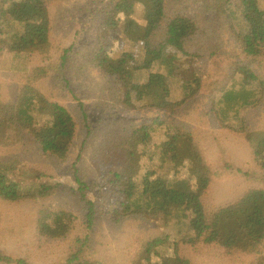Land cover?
<instances>
[{"label":"trees","instance_id":"16d2710c","mask_svg":"<svg viewBox=\"0 0 264 264\" xmlns=\"http://www.w3.org/2000/svg\"><path fill=\"white\" fill-rule=\"evenodd\" d=\"M95 2L96 9L91 4L82 9L95 24L96 36L80 56L81 64L109 80L112 101L123 112L155 114L118 126L83 114L85 144L97 143L91 181L82 170L64 167L70 177L64 185L47 169L15 157L0 159V201L38 203L65 193L80 207L81 232L55 264H101L90 238L95 225L118 226L136 218L151 223L156 234L136 237L128 264H204L203 259L264 264V127H253L240 113L249 106L264 115L261 0ZM50 25L46 0H0V65L23 78L9 101L2 99L0 87V149L28 135L57 167L66 162L79 125L38 84L51 80L73 100L78 93L76 55L52 44ZM177 59L193 64L180 96ZM207 59L213 70L204 74ZM254 82L257 89L251 88ZM202 92L217 93L220 99L210 98L203 106L201 127L230 129L246 144L253 167L241 172L251 188L217 206L208 193L224 170L208 160L199 136L178 119ZM166 164L173 173L165 170ZM73 220L71 213L48 205L37 213L36 230L50 241L67 240ZM0 264L29 263L0 252Z\"/></svg>","mask_w":264,"mask_h":264},{"label":"rangeland","instance_id":"374dc122","mask_svg":"<svg viewBox=\"0 0 264 264\" xmlns=\"http://www.w3.org/2000/svg\"><path fill=\"white\" fill-rule=\"evenodd\" d=\"M46 1L51 18L50 38L52 44L72 49L76 55L74 90L78 93V99L74 98L73 100V97L56 89L51 80L41 81L38 86L46 97L58 102L71 113L79 125L78 134L66 162L57 167L37 150L28 135H24L15 146L0 149V159L15 157L31 166L47 169L48 175H53L54 178H57V182L64 185H68L70 182V177L63 171L64 167L82 170L91 181L95 178V172L91 165L92 149L97 143L85 144V131L81 127L83 114L104 119L110 125L118 126L142 116L151 118L155 113L135 115L123 112L112 101L109 80L89 65L81 64L80 56L93 46L96 36L95 24L83 15L86 13L82 9L86 4H91L92 9H96L95 0ZM261 5L264 7V0H261ZM33 60V65H36L37 58ZM192 69L193 64L190 60H176V75L177 81H179L176 87L177 96L181 95L182 82L189 79ZM201 70L204 74L213 70L208 59L202 65ZM22 82L23 78L20 74L8 71L0 65V87L4 101L11 99ZM239 82L237 77L233 83L236 89L239 87ZM251 88L257 89V84L254 82ZM219 97L217 93L207 95L206 92H202L195 99L189 101L178 113L179 121L199 136L208 160L214 166L224 170L223 174L218 175L214 186L208 193V200L214 206L236 200L243 192L250 189V183L247 184L246 180L242 178L241 172L253 170L249 150L241 138L230 129L211 125L212 127L207 130V128H202L198 122L200 111L207 101L210 98L217 101L220 99ZM240 113L242 117L249 120L253 127H264L263 114L255 112L249 106L243 108ZM152 165L155 166L158 163L155 161ZM169 167V164H166L165 170H170L173 173ZM60 189H62L61 192L64 191V187ZM48 205L59 206L73 215L74 223L67 240L50 241L38 235L36 230L37 213ZM81 223L80 207L65 193H59L49 200L38 203L12 205L0 201V252L14 259H24L29 264H55L62 258L68 242L80 234ZM155 234L156 228L151 223L136 218L128 219L118 226L101 221L95 225L93 236L90 238L93 253L101 264H128L136 237ZM203 263L213 264L210 259H203Z\"/></svg>","mask_w":264,"mask_h":264}]
</instances>
